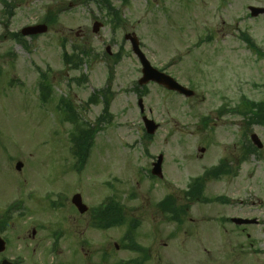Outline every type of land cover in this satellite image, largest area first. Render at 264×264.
<instances>
[{
    "label": "rangeland",
    "instance_id": "obj_1",
    "mask_svg": "<svg viewBox=\"0 0 264 264\" xmlns=\"http://www.w3.org/2000/svg\"><path fill=\"white\" fill-rule=\"evenodd\" d=\"M108 1L114 21L101 0H0V219L12 222L5 254L21 264H114L137 254L114 246L134 222L133 233L155 231L156 250L166 242L181 264H264V14L251 16L242 0ZM37 23L48 29L20 34ZM126 33L194 95L138 85L141 63ZM82 48L78 66L65 63L64 51ZM143 115L158 124L154 133ZM76 126L92 128L85 155L75 152ZM159 154L162 177L151 173ZM219 166L227 171L214 176ZM198 178L202 201L173 224L159 202L171 196L185 209L183 193ZM77 193L84 213L71 202ZM110 199L125 221L98 229L94 217ZM233 216L256 220L238 227ZM58 228L65 235L55 242Z\"/></svg>",
    "mask_w": 264,
    "mask_h": 264
},
{
    "label": "water",
    "instance_id": "obj_2",
    "mask_svg": "<svg viewBox=\"0 0 264 264\" xmlns=\"http://www.w3.org/2000/svg\"><path fill=\"white\" fill-rule=\"evenodd\" d=\"M257 11H261L264 12V8H253ZM257 11L252 12L251 14H253L254 16L257 15ZM101 26V23L99 22H94L93 23V28L92 30L95 32L98 30V28ZM47 30V26L46 24H37V25H31V26H26L25 28H23L21 30V34L22 35H35L37 33H44ZM125 40H129V42H131V47H132V51L136 54V56H138L140 63L142 64V69H141V73L143 74L142 77L138 80L139 84H145L147 82H149L150 80L155 81L157 84H162L164 85V87H166L168 90H175L180 94H185L186 96H193V91L188 89L187 87H185L184 85L182 86L181 84H179L172 76L167 75L166 73H163L162 71H158L157 69H155L151 63L148 62L146 56L144 55V53L141 51L140 46H139V41L136 37V35L134 33H126L124 36ZM109 48L107 47V50ZM138 107H140L141 111L144 110V107L142 105V99L140 98L138 100ZM143 121H144V126L145 129L147 130V132L149 134H152L153 132H155L156 128H157V124L154 122V120H150L148 118H146L145 116H142ZM251 138L252 141L254 142V144L258 147H262L261 146V142L258 138L257 135H255L254 133L251 134ZM201 151H204V149L201 148ZM161 164H162V155H158L156 161H154L153 163V168L151 170V173L162 177V173H161ZM21 166L22 163H16L15 168L17 170H21ZM72 203L74 204V206L81 212H85L86 209V205L82 202V198L80 196L79 193L74 194L72 196ZM234 222H236L237 224H244V223H252L254 220H250V219H246V218H238V217H234L233 220ZM4 248V241L3 239L0 238V251ZM2 264H5V262H3Z\"/></svg>",
    "mask_w": 264,
    "mask_h": 264
},
{
    "label": "flooded vegetation",
    "instance_id": "obj_3",
    "mask_svg": "<svg viewBox=\"0 0 264 264\" xmlns=\"http://www.w3.org/2000/svg\"><path fill=\"white\" fill-rule=\"evenodd\" d=\"M213 1H217L219 2L218 5L223 4V2L227 1V0H213ZM244 3L246 2L247 5V10H249L248 14H250V7L252 6V3H256V2H263L264 0H242ZM259 7V6H258ZM254 12L255 10L251 9V12ZM264 12H258L257 16L263 15ZM251 15V14H250ZM256 16V17H257ZM49 210H54V208H49ZM26 212H28V209L25 210ZM24 211V212H25ZM26 214V213H25ZM9 215V214H8ZM5 215L0 219V236L1 238H4V240L6 241V245L8 243H10V237L8 235H6V232L4 230V228L11 226L12 222L10 223L9 219L11 218V216ZM156 215H158V217L163 216L164 214L162 213H157ZM177 215H181V213H171L172 219H173V224L177 225L178 221L176 220ZM29 216V215H28ZM231 218H228L227 220L230 221ZM246 225V224H244ZM244 225H238V226H244ZM38 228H43V225L41 223H37ZM141 226V225H140ZM37 228V227H36ZM36 228L34 227L32 229V233L33 237L35 235V231ZM144 228V226H143ZM61 228H58V232L60 233V235L63 234V232L60 231ZM180 230L179 227H174L173 228V232H178ZM139 234H137L136 232H123L122 236H121V240H126V242L123 243V245L121 244H115V248H117L119 251L120 250H128L130 252H137L135 258L133 259H115L113 260L112 263L114 264H135V262H137L136 264H181V261L179 260V262H176V260L174 259L176 256L175 255H170L168 253V251H166V247L168 246L166 244V242H164L162 244L161 247V253L159 251L156 250L155 248V244L157 242V234H155V231L153 232H148V230L145 228L141 233L138 232ZM153 233V234H151ZM65 235V233L63 234ZM138 235V237H137ZM16 236H19V234H17ZM171 237V236H169ZM139 245L138 249L132 250L129 246L130 245ZM83 244H81L80 249H82ZM6 250H3L2 252H0V263L3 261V259H8L9 261L12 262V264H21V260L20 257H10L8 255L5 254Z\"/></svg>",
    "mask_w": 264,
    "mask_h": 264
},
{
    "label": "trees",
    "instance_id": "obj_4",
    "mask_svg": "<svg viewBox=\"0 0 264 264\" xmlns=\"http://www.w3.org/2000/svg\"><path fill=\"white\" fill-rule=\"evenodd\" d=\"M104 5H105V9L107 10V14L109 16V13H114L113 19L111 21H114V19H118V15H117V9L112 7L111 4L109 3L108 0H101ZM112 10V11H111ZM111 11V12H110ZM18 35V34H17ZM19 36V35H18ZM247 41H249V39H247ZM249 43V42H248ZM251 47V44H249ZM81 55H78L76 52H71L70 54H68L66 51L63 52V59L65 61V63L67 64H72V66L76 67L78 66L77 63L80 61V59H82L83 55L85 54V50L82 48L81 50H79ZM76 57V59H78L77 61H72V57ZM42 89H48L49 90V86L45 85L42 81L41 85H40ZM43 98H45V94H43ZM62 100V99H60ZM64 100H62L63 103ZM64 111L67 112H72L71 111V107L69 104H64ZM104 109L107 112V103L104 104ZM78 132V134L74 135L72 137L73 143L76 144V153L79 152V154L81 155H85L84 153L86 152V149L89 147V143H88V139L91 138L92 132L89 126L85 127V128H77V126L75 127ZM78 154V153H77ZM223 171H227V169H225L224 166H219L218 168H214L213 169V174L214 176H218L220 175V172ZM202 184L203 182H201V180L195 179L194 181H192L189 185V187L187 188V190L184 191V196L190 197L191 199H200L202 198ZM159 207H162V209L164 211H169L171 213H175L177 211H183V208H180L178 205H176V202L173 201V198L171 196H168L166 198V200L159 202L158 204ZM95 219L98 220L97 221V227L98 228H110L112 226H115L119 223H123L125 221L124 218V208L121 207L119 204H117L116 202H114L112 199H110L109 202H107L104 206L100 207L99 210H97L96 212V216Z\"/></svg>",
    "mask_w": 264,
    "mask_h": 264
}]
</instances>
